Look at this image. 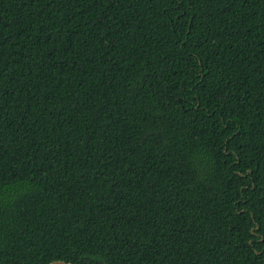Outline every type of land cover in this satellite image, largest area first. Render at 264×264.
<instances>
[{
	"label": "trees",
	"instance_id": "trees-1",
	"mask_svg": "<svg viewBox=\"0 0 264 264\" xmlns=\"http://www.w3.org/2000/svg\"><path fill=\"white\" fill-rule=\"evenodd\" d=\"M264 264V0H0V264Z\"/></svg>",
	"mask_w": 264,
	"mask_h": 264
},
{
	"label": "water",
	"instance_id": "water-1",
	"mask_svg": "<svg viewBox=\"0 0 264 264\" xmlns=\"http://www.w3.org/2000/svg\"><path fill=\"white\" fill-rule=\"evenodd\" d=\"M51 264H68V263L58 261V262H53V263H51Z\"/></svg>",
	"mask_w": 264,
	"mask_h": 264
}]
</instances>
